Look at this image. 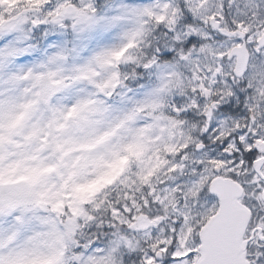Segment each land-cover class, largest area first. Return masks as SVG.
<instances>
[{"label":"snow or ice","instance_id":"6c2138e0","mask_svg":"<svg viewBox=\"0 0 264 264\" xmlns=\"http://www.w3.org/2000/svg\"><path fill=\"white\" fill-rule=\"evenodd\" d=\"M0 264H264V0H0Z\"/></svg>","mask_w":264,"mask_h":264}]
</instances>
